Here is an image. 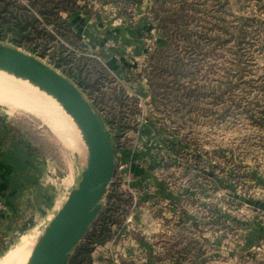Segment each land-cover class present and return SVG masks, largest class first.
<instances>
[{
	"label": "rangeland",
	"instance_id": "374dc122",
	"mask_svg": "<svg viewBox=\"0 0 264 264\" xmlns=\"http://www.w3.org/2000/svg\"><path fill=\"white\" fill-rule=\"evenodd\" d=\"M159 2L74 0L67 9L59 2L46 12L50 20L37 13V28L27 25L30 37L15 46L73 81L112 142L115 171L101 211L111 203L119 220L96 249L91 232L97 218L78 248L89 237L91 264H117L115 257L120 264H264V0ZM182 7L168 39L159 14ZM32 11L30 0H0V30L5 20ZM1 96V134L9 128L19 147L27 141L49 161L37 170L43 173L38 182L75 186L87 157L77 124L73 128L66 113L51 106L60 127L53 126ZM71 169L79 172L73 182L65 178ZM227 177L241 199L231 200L222 184ZM179 183L181 213L173 197ZM51 212L47 205L23 212L20 230L0 246V264L36 243ZM123 230L132 244L114 237Z\"/></svg>",
	"mask_w": 264,
	"mask_h": 264
},
{
	"label": "water",
	"instance_id": "95a60500",
	"mask_svg": "<svg viewBox=\"0 0 264 264\" xmlns=\"http://www.w3.org/2000/svg\"><path fill=\"white\" fill-rule=\"evenodd\" d=\"M0 69L28 79L52 94L72 116L87 148L76 185L44 227L26 264H69L79 242L99 217L114 170L113 146L78 86L38 57L0 42Z\"/></svg>",
	"mask_w": 264,
	"mask_h": 264
},
{
	"label": "crops",
	"instance_id": "0c3cea01",
	"mask_svg": "<svg viewBox=\"0 0 264 264\" xmlns=\"http://www.w3.org/2000/svg\"><path fill=\"white\" fill-rule=\"evenodd\" d=\"M3 127L6 128L5 122H0V131ZM6 131L7 133L4 134L0 132V195L7 207L6 211L0 212V246L15 230H20V218L24 211L32 209L34 205H47L50 211H52L50 215H48V223L65 201L71 188L74 187L73 185L70 187L69 185L53 187L51 184L42 185L41 182H38L43 173L37 172V170L40 171L44 161H46L47 165L49 161L44 159L36 150L31 149V144L27 141L22 142L25 146L19 147L20 139L12 137V130L9 128H7ZM42 171H44V168ZM78 173L79 172L76 170L71 169V171L66 174L65 178L71 176L73 182L77 180ZM228 178L229 177L222 180V184L224 183V185H226L225 187L228 188L227 191L230 192L231 200L235 199V197L241 199L243 194L239 189L235 188V183L232 185L231 182L228 181ZM252 178L258 180L254 174ZM261 180L264 182V178H261ZM210 181H212L211 176ZM182 187L184 186L179 183V188L175 189L173 193L174 204L179 213L183 211L182 203L184 201V192ZM195 187L196 185L193 183V190L190 192L194 191L196 189ZM262 205L264 206V204ZM53 206L55 208H53ZM194 221L196 224L198 219L194 217ZM44 227L45 225H43V228ZM119 231L117 234L121 233ZM114 237L108 242L113 244L115 240ZM130 239L132 242L135 241L132 236L126 233L123 243L130 241ZM95 263L94 260V264Z\"/></svg>",
	"mask_w": 264,
	"mask_h": 264
},
{
	"label": "trees",
	"instance_id": "16d2710c",
	"mask_svg": "<svg viewBox=\"0 0 264 264\" xmlns=\"http://www.w3.org/2000/svg\"><path fill=\"white\" fill-rule=\"evenodd\" d=\"M64 0H43L40 2H37V4L34 3L33 0H30V3L32 7L34 8V12H25V14L22 17H14L13 21H7L5 20L4 23H7L6 30L2 31L0 30V42H3L5 39H8L10 44H12L14 47L18 46L20 44V38L26 36L30 37V29L26 30L29 26L32 28H35L38 22V14L42 16V19L44 21L50 20L48 18V14L46 12L51 11L57 3H61L62 7L65 9L69 8V6H72L74 0H67V4H64ZM69 1V2H68ZM155 3H158L161 0H153ZM160 3V2H159ZM64 4V5H63ZM69 5V6H67ZM158 15L160 12L156 9H153ZM159 12V13H157ZM184 12V7L182 8H176V9H168L163 12V15L160 16L159 14V20L161 21V31L162 35L166 38L170 39V31L171 27L174 26L175 28H178L177 23H179L182 19V14ZM38 13V14H37ZM28 25V27H27ZM37 28V27H36ZM190 31L183 29V34L185 35L186 42H189L190 38ZM167 48L160 46L158 47V50L163 52ZM32 51L36 52L38 55L42 53V51H38L36 49H31ZM154 56V55H152ZM53 61H56L53 60ZM236 62V70L237 75L240 73V65H241V58L238 56L235 59ZM176 69V66H173ZM242 69V68H241ZM68 74L72 77L78 78L79 80H76L78 83H81L84 81L83 77H80V74H72L68 72ZM240 75V74H239ZM153 87V86H152ZM153 98L155 97V92L152 89ZM264 111V110H263ZM264 117V114H260V118ZM115 125H122V122L118 119L115 120ZM114 196L119 197L120 195L117 194L114 191ZM111 204V203H110ZM110 204H108L105 208L102 209L97 222L95 223L93 230L91 232V236L94 237L92 240H94V244H103L106 241V234L105 229L108 227L109 224H114L118 222L119 218L114 216L113 210H111L112 207H110ZM115 208V207H114ZM97 232L99 234H94V232ZM89 237L87 238V241L80 246L77 251L75 252L74 256L72 257L69 264H91L92 258L90 256L91 252V243L89 242ZM122 264H126L125 262H122Z\"/></svg>",
	"mask_w": 264,
	"mask_h": 264
},
{
	"label": "bare ground",
	"instance_id": "6f19581e",
	"mask_svg": "<svg viewBox=\"0 0 264 264\" xmlns=\"http://www.w3.org/2000/svg\"><path fill=\"white\" fill-rule=\"evenodd\" d=\"M0 91L2 96L5 97V99H8L12 104L23 107L24 109L32 110L35 114L53 124V126L56 125V127L59 125L54 121L55 119L51 114V106L57 110H63L66 113L63 115L65 121H67L73 128L75 127L72 116L66 112L60 102H58L52 94L39 88L36 84L26 78L16 76L11 72L0 69ZM53 114H55V112ZM55 116L57 118L58 115L55 114ZM77 128L78 126L74 129L80 131L79 128ZM34 245L35 242H33V244L26 250L14 256L7 264H24Z\"/></svg>",
	"mask_w": 264,
	"mask_h": 264
},
{
	"label": "built area",
	"instance_id": "2783aa9c",
	"mask_svg": "<svg viewBox=\"0 0 264 264\" xmlns=\"http://www.w3.org/2000/svg\"><path fill=\"white\" fill-rule=\"evenodd\" d=\"M114 171L115 170H113V176H114ZM6 209V206H5V204H4V201H3V199H2V197H1V195H0V212L1 211H4ZM113 225V224H112ZM122 237V238H124V236H125V234H124V232H121V233H119V234H116L115 235V237ZM130 243V244H132L133 242H132V240L130 239V241H127L126 243ZM95 245V248H98L99 246L97 245V244H94ZM124 255V254H123ZM116 256V255H115ZM118 259V258H117ZM120 259H126V258H123V257H121ZM115 262L117 263V264H120V261H116V257H115ZM121 262H123V261H121ZM122 264V263H121Z\"/></svg>",
	"mask_w": 264,
	"mask_h": 264
}]
</instances>
